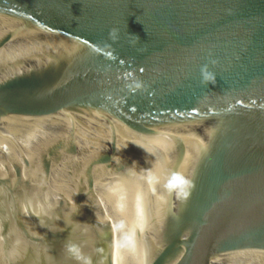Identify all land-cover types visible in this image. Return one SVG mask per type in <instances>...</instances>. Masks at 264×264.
Masks as SVG:
<instances>
[{
  "label": "water",
  "instance_id": "water-1",
  "mask_svg": "<svg viewBox=\"0 0 264 264\" xmlns=\"http://www.w3.org/2000/svg\"><path fill=\"white\" fill-rule=\"evenodd\" d=\"M0 264H264V0H0Z\"/></svg>",
  "mask_w": 264,
  "mask_h": 264
},
{
  "label": "clouds",
  "instance_id": "clouds-1",
  "mask_svg": "<svg viewBox=\"0 0 264 264\" xmlns=\"http://www.w3.org/2000/svg\"><path fill=\"white\" fill-rule=\"evenodd\" d=\"M112 31H115V29H113Z\"/></svg>",
  "mask_w": 264,
  "mask_h": 264
}]
</instances>
